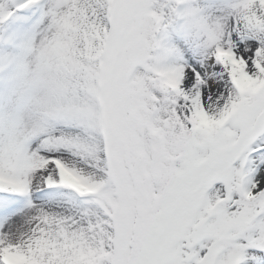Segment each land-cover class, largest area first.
Segmentation results:
<instances>
[{
	"label": "snow or ice",
	"instance_id": "6c2138e0",
	"mask_svg": "<svg viewBox=\"0 0 264 264\" xmlns=\"http://www.w3.org/2000/svg\"><path fill=\"white\" fill-rule=\"evenodd\" d=\"M0 264H264V0H0Z\"/></svg>",
	"mask_w": 264,
	"mask_h": 264
}]
</instances>
